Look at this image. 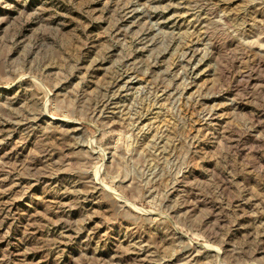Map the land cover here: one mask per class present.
I'll return each instance as SVG.
<instances>
[{"label":"rangeland","instance_id":"rangeland-1","mask_svg":"<svg viewBox=\"0 0 264 264\" xmlns=\"http://www.w3.org/2000/svg\"><path fill=\"white\" fill-rule=\"evenodd\" d=\"M0 264H264V0H0Z\"/></svg>","mask_w":264,"mask_h":264}]
</instances>
